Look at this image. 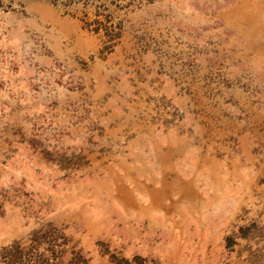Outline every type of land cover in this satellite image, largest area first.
Segmentation results:
<instances>
[{
	"label": "rangeland",
	"instance_id": "374dc122",
	"mask_svg": "<svg viewBox=\"0 0 264 264\" xmlns=\"http://www.w3.org/2000/svg\"><path fill=\"white\" fill-rule=\"evenodd\" d=\"M0 264H264V0H0Z\"/></svg>",
	"mask_w": 264,
	"mask_h": 264
},
{
	"label": "trees",
	"instance_id": "16d2710c",
	"mask_svg": "<svg viewBox=\"0 0 264 264\" xmlns=\"http://www.w3.org/2000/svg\"><path fill=\"white\" fill-rule=\"evenodd\" d=\"M18 254L19 253H17L16 250H9L6 254H2V258H6L10 263H14L16 261H19Z\"/></svg>",
	"mask_w": 264,
	"mask_h": 264
}]
</instances>
